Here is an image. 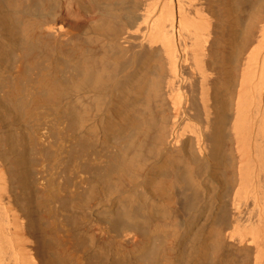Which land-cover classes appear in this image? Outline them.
Instances as JSON below:
<instances>
[{"label":"bare ground","instance_id":"6f19581e","mask_svg":"<svg viewBox=\"0 0 264 264\" xmlns=\"http://www.w3.org/2000/svg\"><path fill=\"white\" fill-rule=\"evenodd\" d=\"M31 1L0 0V52L16 35L35 49L39 42L34 38H41L39 35L67 40L76 28L85 27L66 15L34 16L27 9ZM70 2L82 13L95 9L91 12L100 20H93L99 34L106 31L112 35L105 34L108 39H103L102 54L82 49L84 45L75 46L70 53L79 62L77 72L74 68L76 77L79 75L76 86L90 94V107L97 108L98 99L102 109L108 103L109 128L126 132L123 145L116 146L102 166V177L109 179L115 174L126 179L132 176L131 171L139 170V160L136 164L125 157V145L137 146L136 153L131 151L129 156L142 151L159 156L161 177L156 184L151 180L131 192L138 195L134 200L139 207L122 204L127 208H121L123 213L144 218L148 229L168 231L170 235L161 241L171 249L174 237L182 235L178 223L192 222L198 201L205 194L209 196L210 187L223 189L226 198L219 203L214 199L215 191L210 194L211 201L206 197L215 206L211 205V211L208 205L212 244L208 237L201 239L200 247L183 251L181 260L184 264L196 258L201 264L209 260L212 264H233L231 258L224 262L220 257L221 248L227 245L241 255L234 263L247 264L250 257L249 264H264V0H89L88 6L77 0ZM129 43L138 45L142 52L123 56ZM46 75L34 82L38 91L30 92L31 88L24 94L16 82L14 88L4 89L6 100L2 98L24 114L33 110L32 106L56 101L68 83L57 75ZM2 162L0 264H44L47 250L43 252L30 239L29 223L20 211L23 208L16 207L17 201L13 203L10 170ZM106 181L110 183V179ZM118 183L113 184H123ZM152 249L142 256L145 261L141 264L157 258Z\"/></svg>","mask_w":264,"mask_h":264},{"label":"rangeland","instance_id":"374dc122","mask_svg":"<svg viewBox=\"0 0 264 264\" xmlns=\"http://www.w3.org/2000/svg\"><path fill=\"white\" fill-rule=\"evenodd\" d=\"M79 1L85 6L89 5V0H77L78 3ZM74 4L70 0H32L27 6V9L32 10L30 12L32 15L34 13V16L50 15L60 18L68 16L66 19H71V22H77L78 19L80 23L85 24V27L81 28L82 30L76 28L70 34L72 37L69 35L70 38L65 37L67 40H63L64 37L60 36L37 35L41 38H38L39 40L34 38L39 43L37 48L33 49L28 48L23 42L24 39L16 35L11 38L12 40L7 41L3 47L4 50L2 49L0 52V160L3 161L6 170H10L7 172L9 178L12 176L10 182L13 181L11 182L12 189H14L12 191L14 192L12 193L13 203L17 201L14 204L17 208H23L20 211L23 216H27L24 217L30 224L26 223L28 227L30 226L27 229L34 235L30 234V239H33V243L40 246L43 252L47 250L44 252V256H46L44 264H60L62 260L65 264H141L145 261L143 257L151 251L153 246H158L152 249L157 251V258L149 259L146 264H184L183 251L186 252L188 248L195 249L198 245L200 247L201 239L208 237L207 242L209 243L214 239L211 230L212 220L209 218V215L212 216L210 212L214 206L208 202L211 201L210 194L215 191L214 199L216 198V203H219L222 198H226V193L223 189L216 191L215 188L210 187L211 193H207L209 198L206 194L204 195V199L207 197L209 200H204L203 196L198 201L199 208H196V217L192 222L185 223L183 221V226L182 222L178 223V228L180 227L184 232L182 231L180 237H174L176 241L171 249L161 241L170 235L168 231L148 229L144 218L134 216L135 219L131 217L133 215L129 216L130 214L123 213L127 209L126 207L129 206L133 209L137 205L134 199L138 195L131 194V192L141 187L144 188L151 180L154 181L153 184H156L161 177L159 156L154 151V153L142 151L141 154H144H142L143 156L140 154L142 158L137 154L129 156L137 151V146L125 145L128 147L125 149V157H131L130 159H134V162L135 160L136 162L140 161L136 165L139 166V170H136V166L133 165V167L135 166L133 169L136 171H131V180L130 177H127L130 183L127 178L126 180L115 174L110 175V183L106 181L109 180L106 176L102 177V166L106 165L109 153H113L116 146L123 145L120 143L125 140L123 137L126 132H122L123 129L118 131L109 128L107 113H105L106 106H109L108 103L102 109L98 99L97 108L94 105L93 108L90 107L92 106L88 104L90 94H84L76 86L79 76L76 77V68L79 62L70 53L75 46L79 45V47L84 45L82 49L86 47L87 51L91 50L96 53L104 51L103 39L107 40L112 35L105 33L106 31H101L102 36L99 34L98 24L94 26V23L96 21L100 23V20L94 19L92 14L95 9H91L94 12L86 11L87 13H85L83 10L82 13L81 9ZM55 6L56 8H54ZM58 8H60L59 11ZM15 13H17L16 10H14ZM93 20H95L94 23ZM73 34H76V37ZM82 36L85 42L82 41ZM99 36L102 38L100 39ZM94 37L99 38L100 41ZM129 44L123 51V56L129 57L142 52L138 45L131 43L129 46ZM75 59L77 60L75 61ZM45 74L49 77L57 75L58 78L68 83L56 101L39 104L36 108L32 106L33 110H29L30 112L26 114L16 112L5 101V90L10 85V89H12V86L14 88L18 82L17 86L21 85V89L30 88L27 91L22 90L24 94L38 91L34 82H37L38 78ZM94 108L98 111H95ZM91 109H93L92 113ZM119 132L122 133L119 134ZM119 140L120 142H118ZM135 156H139V159H135ZM129 158L128 160H130ZM112 182H123V184L114 185ZM124 186L126 187L124 188ZM116 189H119L120 192H115ZM128 194H131V199L128 198L130 197ZM123 199L126 202L129 199V203L127 202V204ZM121 208L125 209L121 210ZM202 208L204 211L199 210ZM115 211L121 212V216L117 214L119 212L115 213ZM200 211L202 212L198 216L197 213ZM116 216L117 218H115ZM124 227L129 228L124 229ZM232 250L224 245L220 250V257L224 262L231 258L233 264H236L234 262L240 260L241 255L237 254V250H234L235 252ZM245 256L249 257L246 254ZM182 257L183 260H181ZM249 259L250 257L247 264H249ZM192 263L201 264L202 262L201 259L196 258L192 260ZM192 263L190 262V264ZM206 264H212V260Z\"/></svg>","mask_w":264,"mask_h":264}]
</instances>
